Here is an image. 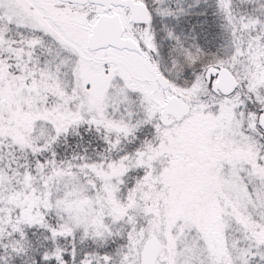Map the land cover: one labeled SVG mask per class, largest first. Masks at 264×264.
Instances as JSON below:
<instances>
[{
    "label": "snow or ice",
    "instance_id": "snow-or-ice-1",
    "mask_svg": "<svg viewBox=\"0 0 264 264\" xmlns=\"http://www.w3.org/2000/svg\"><path fill=\"white\" fill-rule=\"evenodd\" d=\"M0 264H264V0H0Z\"/></svg>",
    "mask_w": 264,
    "mask_h": 264
}]
</instances>
